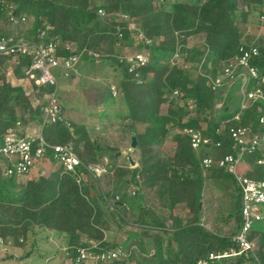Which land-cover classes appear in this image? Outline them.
Instances as JSON below:
<instances>
[{
	"label": "trees",
	"instance_id": "trees-1",
	"mask_svg": "<svg viewBox=\"0 0 264 264\" xmlns=\"http://www.w3.org/2000/svg\"><path fill=\"white\" fill-rule=\"evenodd\" d=\"M253 16L264 18V0H0V39L38 44L44 30V40L57 43L59 57L77 58L71 68L58 71L69 79L85 65L111 67V83L118 92L117 99L111 98L125 108L117 119L126 120L121 133L134 162L130 167L123 157L120 163V151L109 144L107 134L75 125L63 112L60 120L43 125L42 97L52 88L25 96L5 78L12 56L0 54V138L41 130L48 146L71 144L80 161L75 174L66 172L56 164L53 150L45 148L48 163H43L49 171L20 184L3 173L6 160L0 155V242L24 249L31 237L43 233L59 242L69 264H195L210 254L235 250L232 237L240 230L241 193L236 179L217 163L238 153L231 128H245L249 135L262 131L258 117L264 101L244 99V109L240 104L243 94L255 89L264 98V36L232 29ZM22 17L31 20L26 30L20 28ZM134 35L140 37L136 47ZM125 47L146 54L145 64L130 70L133 63L116 53ZM251 47L257 53L248 59V67L256 70V77L240 68L244 84L242 77H235L213 87L222 68L240 56L239 50ZM14 61L13 77L24 79L31 56L18 54ZM191 65L194 78L188 75ZM236 114L238 120L233 119ZM187 129L209 136L210 144L192 149L183 133ZM171 130L176 131L173 136ZM169 135L172 152L167 153L163 146ZM263 154V149L244 153L238 173L264 181V164L256 163ZM207 157L212 165L203 170L201 160ZM96 165L104 168L99 176L87 170ZM205 195L216 197L211 213L217 221L226 214V225L214 232L201 226ZM174 206L189 217L179 218ZM257 225L247 236L255 243L253 255L221 258L214 264H264V230ZM127 228L131 231L124 233V240L113 239L112 229ZM79 250L93 256L114 250L119 256L110 262H76Z\"/></svg>",
	"mask_w": 264,
	"mask_h": 264
},
{
	"label": "built area",
	"instance_id": "built-area-1",
	"mask_svg": "<svg viewBox=\"0 0 264 264\" xmlns=\"http://www.w3.org/2000/svg\"><path fill=\"white\" fill-rule=\"evenodd\" d=\"M10 21L15 22V19L11 17ZM20 21L24 22L25 18L22 17ZM46 29H49V27H46ZM45 35L46 32L44 30L39 31L38 38L41 42L38 44L30 43L23 39H14L13 37L0 39V54L12 56L13 61L18 54L31 56L30 65L23 69L25 75L24 80L28 82L31 88V90L25 92L26 96H31V94L36 93L39 88L44 86H50L52 88L50 92L45 93L42 97L45 101L42 117L43 125L55 123L60 120L62 115V110L56 96L57 80L54 72L60 69L67 70L71 68L77 59L75 56H70L68 58L59 57L56 53L57 43L45 41ZM239 51L240 56L236 57L222 68L221 73L213 82V87H218L225 80L235 77H242V84H244L245 77L242 72H239L240 68L246 69L249 76L252 78L256 77V70L248 67V59L256 55V49L254 47L247 50L241 48ZM129 62L133 63V66L130 67L131 70L134 66L145 64L146 59L145 57L143 58L141 54H138L133 56L132 60ZM244 99L250 102H254L257 99H262L264 101L258 89L243 94L240 104L241 109L247 107L243 102ZM259 112L258 124L262 131L259 134L249 135L248 130L245 128H231L229 132L236 146H238V153L235 158L228 155L217 163L219 168L225 169L236 179L241 193L240 230L232 237V241L236 244V249L223 254H210L207 260H198L195 264H214L221 258L243 257L246 259L249 254L253 255L255 243L254 241L248 240L247 236L254 225L262 220L260 208L264 207V181H257L240 175L238 173V164L244 153H250L256 149L264 150V106ZM233 119L238 120V114H236ZM183 133L189 136L190 146L194 150H198L202 146L210 144V137L203 135L201 131L187 129L184 130ZM48 147L53 150V157L56 164L61 166L64 171L75 174L76 168L80 165V161L76 157L72 145L65 144L50 147L44 142L41 130L33 134H24L22 136L8 133L6 136L2 137L0 155L6 160L3 173L6 176H15L18 178L27 175L33 168L38 164H42L44 161L48 163V159L44 156L45 148ZM256 163L257 165L264 164V154ZM211 165V158L207 157L201 160L200 166L203 170L208 169ZM87 170L94 176H99L104 172V168L98 165L88 167ZM118 256L119 251L114 250L107 251L97 256H93L84 250H79L76 262L92 263L98 259L103 262H110L111 260L117 259ZM213 260L215 262H213Z\"/></svg>",
	"mask_w": 264,
	"mask_h": 264
},
{
	"label": "rangeland",
	"instance_id": "rangeland-1",
	"mask_svg": "<svg viewBox=\"0 0 264 264\" xmlns=\"http://www.w3.org/2000/svg\"><path fill=\"white\" fill-rule=\"evenodd\" d=\"M168 7L169 6L167 5V8ZM249 19L250 22L247 24L239 20L237 25L233 26L232 29H236L239 33L246 36H264V18L258 19L256 16H253ZM30 22L31 20L26 18L25 21L21 23L20 28H22V30H26V27L30 25ZM130 30L131 32H134L133 26L130 27ZM139 38V36L134 35V47L138 45L136 42ZM116 53L125 58L128 63H131L129 61L132 60L133 56L140 54L132 51L128 47L121 49L117 48ZM144 55H142V57L147 59L146 54ZM175 57L176 56L173 58ZM170 63H172V60ZM12 66L13 64H11L10 67ZM81 66L83 65L81 64ZM58 71L54 72L57 80L56 96L64 118L71 120L75 125L84 126L88 130L100 131L107 134L105 135V138L109 140V144L117 146L120 151L119 153L122 156V158L119 159L120 163H124L123 157L125 159L128 157L131 158L132 151L128 148V140L126 136L121 133L122 125L126 123V120L117 119L125 108L120 104V101L114 102V99L111 98V96L115 99L118 98V92L111 83L110 79V77L115 75L111 67L101 63H96L93 67L85 65L81 73L77 72L78 79L71 80L64 77L63 73ZM188 75L191 78H194L195 67L193 65L189 67ZM9 76L10 74L7 75L8 78ZM33 101H35V99ZM34 130L35 132L33 133L38 132V130ZM138 131H140V129ZM175 132V130H171V136H173ZM171 136L169 135L168 139L165 141V145L163 146V149L167 153L172 152V145L170 144ZM45 164H38L35 167V171L25 175L26 178H24L25 176H21L20 179H17V181L22 184V182H25L38 174L47 173L49 169H46L47 166H45ZM218 204L219 203H217V206ZM173 209L174 213L178 217L182 219L189 217V214H187L184 209H179L178 206H174ZM261 215L264 217V207H261ZM225 219L226 214L220 216L217 221L219 227H216L214 224L211 225L207 218L204 223L205 229H210L211 231L222 229ZM228 223L231 224L232 221H229ZM257 227L264 230V218L263 221L258 223ZM227 228L228 227L224 228V233L227 232ZM127 230L131 231V229L127 228L122 229L121 231L112 229L110 232L112 235H115L113 239L118 241L125 239L124 233ZM140 233L142 234V232ZM109 241L111 242V240ZM60 247L61 245L57 240L47 238L43 233H37V235L31 237L24 249L12 247L10 244L3 245L0 242V264H69L65 254H63V250L59 251L60 249L58 248ZM28 254L30 255L26 258V255Z\"/></svg>",
	"mask_w": 264,
	"mask_h": 264
},
{
	"label": "crops",
	"instance_id": "crops-1",
	"mask_svg": "<svg viewBox=\"0 0 264 264\" xmlns=\"http://www.w3.org/2000/svg\"><path fill=\"white\" fill-rule=\"evenodd\" d=\"M11 64H15V61H13V60H11V61H9V66H8V68H7V71H6V76H5V78H6V80H8L9 82H10V84L12 85V86H19V87H21L22 88V90H23V92H24V95H25V92H27V91H29V90H31V88H30V86H29V84H28V82L27 81H25L24 79H16L15 77H13V75H12V73H11V69H12V67H10L11 66ZM77 72L78 71H76L75 72V74L74 75H72L71 76V78H70V80L71 79H78V75H77ZM10 74V76H9V78L7 77V75H9ZM33 94H31V96H32ZM26 96V95H25ZM34 99H35V101H32V106H35L36 105V103H37V100H36V98L35 97H33ZM33 99V100H34ZM19 125V124H18ZM33 132H35V130L34 129H31V130H26L25 132H24V134H32ZM23 134V135H24ZM1 141H2V137L0 138V143H1ZM36 170V168H33L29 173H31V172H33V171H35ZM24 177V176H23ZM24 178H26V176L24 177ZM17 179H20V177H18ZM22 183H24V182H22ZM212 201H213V206H215L216 204V197H213V198H210V196H207V195H205L204 196V198H203V207H204V209H207V211L206 212H204V214H203V216H202V220L203 221H206V219L208 218V221H209V223L212 225V224H214L216 227H219V225H218V223H217V220H216V216H215V214H212L211 213V210H212V208H211V205H212ZM179 207V209H181V206H178ZM186 212V211H185ZM188 214V213H187ZM187 214H185V215H187ZM180 218V217H179ZM263 216H262V220L261 221H263ZM204 222H202V227L205 229V225L203 224ZM208 231H211L210 229H207ZM212 232H214V231H212ZM142 236H143V233H142ZM153 252L154 251H152L151 250V252H150V254L152 255L153 254ZM34 254V253H33ZM134 264H136V263H134ZM141 264H155V262H151V261H144V262H141Z\"/></svg>",
	"mask_w": 264,
	"mask_h": 264
},
{
	"label": "water",
	"instance_id": "water-1",
	"mask_svg": "<svg viewBox=\"0 0 264 264\" xmlns=\"http://www.w3.org/2000/svg\"><path fill=\"white\" fill-rule=\"evenodd\" d=\"M132 135L133 134L131 133V136ZM134 146H135V140H134V138H132L131 142H130V147L133 148ZM127 160H128V162L130 164V167H133L134 166V162L131 160V158L128 157Z\"/></svg>",
	"mask_w": 264,
	"mask_h": 264
}]
</instances>
